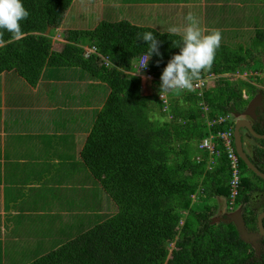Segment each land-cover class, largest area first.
Wrapping results in <instances>:
<instances>
[{"label": "trees", "instance_id": "obj_1", "mask_svg": "<svg viewBox=\"0 0 264 264\" xmlns=\"http://www.w3.org/2000/svg\"><path fill=\"white\" fill-rule=\"evenodd\" d=\"M78 1L84 11L101 6L100 0ZM197 1L204 5L202 0ZM75 2L24 0L30 16L21 22L23 37L15 40L11 38V33L0 32V74L14 70L30 85L37 86L45 68L76 66L111 86V93L83 149H79L70 132L64 133L61 137L64 144L60 142L55 147L57 153L54 158L71 161L63 170L61 167L65 164L52 161L48 171L43 172L44 182L48 183L50 177V187L32 188L34 207L48 210L49 205H53L52 201L54 206L79 203L97 212L96 223L75 236L69 234L66 240L53 241L55 246L51 244L52 250L28 263L19 256L15 264H264V252L261 257L254 253L251 244L240 239L233 223H210L217 204L207 201L221 196L229 198L233 190V173L228 169V158L223 149L219 148L222 155L212 170L208 169L207 153L203 152V157L200 155L202 160L199 162L197 157L202 151H198L196 161L188 152L190 143L199 149L210 129L219 131L222 128L220 125L208 127L201 102L210 108V119L216 117L219 111L236 112L250 107L248 104L255 96L257 86L247 80L232 81L224 75L245 72L252 66L264 72V27L256 28L252 41L234 42V50L227 45L228 42L221 41L225 44L216 50L211 68L200 76L202 78L209 73L221 75L214 87L197 86L195 80L192 89H184V93L177 89L165 92L167 97L172 98L170 110L174 119L162 122L161 118H157L166 115L161 98V75L171 56L179 52V48L172 45L173 41H180V35H171L168 31L125 19L103 18L92 29H66L65 45L62 51H55V31L65 23ZM169 2L176 4L181 1ZM255 3L256 7L264 9V0H256ZM190 6L185 8V17ZM195 10L193 15L199 20L202 9ZM236 14L233 8V15ZM236 21L237 18H233L228 26H239ZM182 23L183 30L188 23L184 20ZM48 27L51 30L46 34ZM146 31H154L161 41L163 57L153 55L149 61L147 66L154 76L153 92L143 95L141 76L130 72L146 52L147 42L138 40V36ZM84 44H96L98 51L107 55L109 61H104L97 54L87 59L81 46ZM254 79L260 82L259 75ZM244 91L250 98L244 96ZM154 114H158L157 117ZM258 132L263 133L261 128ZM179 139L183 141L180 144L183 147L177 149L174 144ZM258 140L263 147L252 148L248 155L264 172V139ZM33 148L34 152H38L35 146ZM80 153L95 176L96 185L93 187L86 186L84 177L87 171L79 160ZM240 165L241 189L236 203L243 205L245 226L257 232L258 215L264 210V179L248 168L241 158ZM17 167L19 165L15 164L14 168ZM31 167L27 162V168ZM65 170L71 172L63 178ZM53 171L59 172L62 177H54L51 175ZM30 179L31 176L28 181ZM56 184L59 185L53 187ZM92 188L101 190V202L95 199L84 202L85 197L92 194ZM64 192L73 193L68 202ZM81 192L85 195L78 201L74 199ZM196 193L202 199L200 208L195 206L192 197ZM8 201H0V209L2 204L8 209ZM115 209L118 210L115 215L102 220V212ZM183 210L188 214L184 215ZM27 215L30 216L27 213L15 217L23 220ZM44 224L49 234L68 235L62 233L66 230H54L49 222ZM170 241H175L173 258L168 256ZM7 243V259L3 262L14 264L11 263ZM253 256L254 260L251 259Z\"/></svg>", "mask_w": 264, "mask_h": 264}, {"label": "rangeland", "instance_id": "obj_2", "mask_svg": "<svg viewBox=\"0 0 264 264\" xmlns=\"http://www.w3.org/2000/svg\"><path fill=\"white\" fill-rule=\"evenodd\" d=\"M76 2L73 3V9L69 11L65 23L55 31V37L58 40L65 39L66 31L64 29H92L94 26H98V21L107 18L108 20H129L135 23H139L141 25H149L157 28L161 31H168L169 27L175 26L181 32L183 31L181 26L183 25L182 21L184 20L188 23L186 17L188 14H192L197 10L202 9L201 18H199V26L204 30L205 34H207L211 30H219L222 34L223 42H228L227 45L230 46L233 50L234 42H238L243 40L245 42H249L253 40V34L256 28L264 27V9L262 7H256V0H202L204 5L198 3L197 0H180V3L171 4L169 0H114L111 2L110 0H100L101 3L100 8L98 5V1L95 2L96 9H87L84 11L81 9L79 5V1L75 0ZM172 2H176L177 0H171ZM112 4V5H111ZM197 4L198 5L196 7ZM192 5V6H190ZM188 14L185 17L186 7ZM108 7V10L104 11ZM99 8V9H98ZM233 8L236 9V15H233ZM165 10H170V13H167ZM174 10V11H173ZM172 11V13H171ZM237 18V24L239 26L232 27L228 26L232 24V19ZM51 28V27H50ZM51 30V29H50ZM63 41V40H62ZM221 42V44H225ZM96 46V44H93ZM85 48H88L86 46ZM238 52V51H237ZM240 53V52H239ZM89 59V58H88ZM66 69V68H65ZM84 71L80 67L74 66L70 72V76L75 81H79L80 76H78L79 71ZM134 72H130L131 74H135L138 76L139 71V63L134 65ZM259 71V70H258ZM254 66L250 69L246 70L245 72H241L240 75L234 76L233 80L236 81L238 79H246L256 85L258 88L264 89V72H258ZM240 72V71H239ZM260 73V74H259ZM259 74L260 75V82L255 81L253 79V75ZM91 75V76H90ZM216 75L214 73H209L204 77L205 84H208L212 78H215ZM85 77L81 79L83 82H87L91 78V80H95V76L89 72V75H84ZM141 76V88L142 94H151L152 90V80L154 77L149 78L147 74L140 75ZM213 84L215 85V81ZM102 82V81H101ZM218 82V81H217ZM28 83V82H27ZM96 83V82H95ZM92 83L87 87L77 88V91H80L76 95L75 103L78 105H83L82 107L88 106L86 102L89 100V92L91 94L99 93L103 97H105L106 93L107 98L111 93V86L106 83L102 85H95ZM62 85L57 86L58 90L57 96L60 94V90H62ZM20 86H16L12 96L18 95L20 90ZM76 92V91H75ZM260 92V91H259ZM262 96L261 92L259 93ZM247 97V94H244ZM106 98V100H107ZM184 102H187L185 99H182ZM19 103H24V101L17 98ZM106 102V101H105ZM86 104V105H85ZM223 113L221 112V115ZM158 114H154V117H157ZM32 116V115H30ZM157 118H161L162 122H170V118L165 116H158ZM240 118L238 115L233 116L234 121H238ZM209 128H212L211 126ZM210 131V137L213 143H218L221 141V136L219 135L218 131H214L212 129ZM4 134L2 128H0V135ZM47 134L44 133H35L28 137H21V138H9L7 141L11 144H19L22 148V154L24 158V163L16 164L19 167L15 168L16 170L21 171H1L0 172V180L5 181L7 178L10 182L18 181L20 186H27V189L21 194L19 198L24 197L23 200V207L27 205V197L30 194L31 190L29 189L28 179L29 176H33L34 173L40 169V167L44 164L45 160L39 165L32 166L31 169L27 170V161L31 152H34V144L42 140V138H48ZM183 143L181 139L177 140L174 146L177 149L183 147L180 145ZM221 148V144L219 146ZM36 149V147H35ZM196 149V150H195ZM198 147L194 146V143H190L188 146L189 156L196 161V156L198 154ZM38 152L42 156V153L38 149ZM202 157H197V161H201ZM207 163L218 162L219 158H207ZM85 169L87 171V176L84 177L87 181V187H93L96 185L94 180L95 176L91 172V166H87L85 164ZM18 174L17 177H11ZM83 178V175H79ZM35 177L39 178V172L35 173ZM32 178V177H31ZM90 190V189H89ZM92 194L88 197H85L84 202H92L97 201L101 202L103 197L101 195V190L99 188H92L90 190ZM6 192V199L13 200L16 197L17 189L13 186L5 187ZM84 192L78 193L74 196V199H81L83 197ZM66 197V196H65ZM73 199L70 198V200ZM95 199V200H94ZM193 200L195 201V206L198 208L199 205L202 203V199L200 198V194L196 193L193 196ZM8 211L7 217H11L9 215V209H11V202L8 201ZM207 203L217 204L214 209V218L210 220V223L219 222V224H224L228 222H232L236 228L240 231L242 237L241 240L249 242L257 255L260 253L258 252L264 247V243H262V238H258L260 233L251 231L247 228L244 224L243 219V205L240 206L241 208L237 209L235 212L230 213L225 205V199L221 197H217L207 201ZM59 204V202H58ZM63 206V207H62ZM203 207V206H202ZM116 210V209H115ZM115 210H108L102 212V220L109 218L112 215L116 214ZM203 210V209H201ZM29 215L25 217L23 220L15 221L17 224V228L13 235H9L8 229L6 228L7 219L2 217L0 219V264H8L3 262L4 259L6 260V248L9 242V251H11V263H16L17 258L19 256L23 257L25 262H30L37 257H40L42 254L48 253L52 250L51 244L54 245L53 241H62L66 240V237H69V234L76 235L80 231L87 230L96 223V215L97 212L92 211L88 207H83L79 203H74L73 205H58V206H51L49 205L48 210H44L39 212V209L31 207L29 210ZM109 215V216H107ZM49 222V225L53 227L54 230H66L68 235H53L49 234L48 227L44 221V219ZM239 224H243L241 229L239 228ZM50 229V228H49ZM52 232V231H51ZM7 243V244H6ZM58 245V244H57ZM175 245V241H173L170 246V253L169 258H173V247ZM55 246V245H54ZM254 260V256L251 258Z\"/></svg>", "mask_w": 264, "mask_h": 264}, {"label": "crops", "instance_id": "obj_3", "mask_svg": "<svg viewBox=\"0 0 264 264\" xmlns=\"http://www.w3.org/2000/svg\"><path fill=\"white\" fill-rule=\"evenodd\" d=\"M167 13H170V10H168ZM64 30L66 31V29ZM65 42V39L58 40L54 36L53 49L58 52L62 51ZM73 67L74 66L45 68L37 86H32L27 83V81L14 70L0 74V128L4 131V134L0 135V172L8 170L21 171L16 170L14 165L24 163L21 146L17 143H9L7 141L9 138L28 137L35 133H44L48 136V138H42L41 141L34 144V146L40 150L42 156L39 152H31L27 161L30 165L35 166L39 165L42 160H45L40 169L35 172H39V178H36L34 173L33 176L31 175L32 178L28 181L31 192L30 196L28 195L27 197L26 207H23L24 197L19 198V195L24 192V188H27V186L17 185L18 183L10 182L8 178L5 181L0 180V188H2L0 189L1 202H6L5 187L13 186L17 189L16 197L13 200H9L12 207L9 209V215L11 217L8 219V209H6L4 204H2L0 209V219H2V217L7 219L6 228L8 229L9 235L15 233L17 228L15 221L20 220L15 216L29 213L31 207L36 208L32 201V188L50 187V177L48 178V183L43 181V172L48 171V165L52 161H60L65 164L61 167L63 170L71 161L70 159L66 160V158L60 160L54 158L55 153H57L55 147H58L60 142L64 144L61 139L62 135L70 132L71 135H73L74 142L79 149H81L84 140H86L95 124L100 109H102L105 104L107 93L105 97H103L99 93L91 94L90 92L88 95L89 100L86 102L88 106L82 107L83 105L75 103V97L80 92L77 91V88L87 87L95 82V85L106 83L96 78L95 80H91L90 77H88L89 79L87 82L81 81V79L85 77L84 75H89V73L81 70L78 73V76H80L78 77L79 81H75L71 78L70 72L68 71ZM56 85L63 86L59 96H57L58 90ZM16 86H20L21 89L18 90L19 94L17 96H12ZM17 98L24 101V103H19ZM70 172L71 171L65 170L63 178L67 177ZM51 175L57 178L62 177L59 175V172L57 173L56 171L51 172ZM17 176L18 174L11 177ZM73 176L74 175H72L69 180H71ZM57 185L59 184L53 187ZM70 195H73V193L64 192L63 196H66V202H68L67 199ZM52 203H54V201H52ZM42 211L43 209H39V212ZM43 219L47 222L45 218Z\"/></svg>", "mask_w": 264, "mask_h": 264}, {"label": "clouds", "instance_id": "obj_4", "mask_svg": "<svg viewBox=\"0 0 264 264\" xmlns=\"http://www.w3.org/2000/svg\"><path fill=\"white\" fill-rule=\"evenodd\" d=\"M29 16H30V12L24 6V0H0V32L6 31L8 33H11L12 39L19 40L23 37L24 32L22 30V23L21 22L26 21ZM186 19L188 21V24L183 29L182 32L179 29H177L175 26L169 27L168 32H167L171 35H177V34L180 35V41L179 42L173 41V45H172L173 47L179 48V52L173 54L171 56L170 60L168 61L166 67L164 68V70L162 72L161 84H160L161 92H163L161 94V98H163V100L167 99L166 103L163 101L164 105H165L164 106V112L170 118L171 121L174 119V115L171 113V110H170V105H171L170 102H171L172 98L170 99V97H167L165 92H167L169 90L177 89V90H180L182 93H184V89H189V90L192 89L193 82L195 80H197V82H198L200 79H204V77L200 78L201 73L203 71H206L207 69L211 68L213 61L215 59L216 50L220 47L221 40H222V34L219 30H211L207 34H205L204 30L199 26V21L191 13L188 14ZM138 40H143V41L147 42L146 52L144 53V55L142 56V58L139 61L140 68L147 67V65H148L149 61L151 60V58L153 57V55L160 56L161 58L163 57V53L160 51L161 41L158 39V37L154 31L144 32L142 35L138 36ZM92 45L93 44L81 45L84 49L83 55H84V52L86 49L85 47L86 46H92ZM94 54L99 55L102 59H104V61H105L106 57L108 58L107 55H104V54L100 53L99 51L97 53H94ZM90 57H88V58H90ZM108 61H109V58H108ZM140 68H139V71L137 72L138 76L144 75V74L146 75L147 72H145L144 70L143 71L140 70ZM131 72H134V70H132ZM258 72H260V71H258ZM240 74H241V72L238 71L235 73H227L224 76H226V77L232 79V81H234L233 77L240 75ZM259 74H255V75H253V77L258 76ZM151 75H152V73H151ZM147 76H148V74H147ZM220 76L221 75H216L215 78H212V80L215 81V85L217 84V81L219 80ZM241 79H238V80H241ZM212 80H210V82L208 84H204L203 86L208 88V89L211 87H214L215 85L213 84ZM238 80H236V81H238ZM242 80H246V79H242ZM245 93H246V91H244V94ZM200 105L204 111L203 115L205 117V120H206L208 127L211 126V122L223 118L224 120L222 123H219V124L216 123V124L212 125L211 127H214L216 125L222 126V128L219 131H223V130L231 127L232 133H233L234 125L236 123V121L233 120V116L235 115L233 112H227V113L222 112L223 114L221 115V111H219L218 115L216 117H214L213 119H210L208 117L210 108L204 102H201ZM101 110L102 109H100L99 113L101 112ZM99 113H98V115H99ZM98 115L96 117V120L98 118ZM96 120H95V123H96ZM94 126H95V124H94ZM94 126H93L92 130L94 129ZM206 137H210V134L207 135ZM234 137H235V134H233V138ZM85 142H86V140H84L82 149L84 147ZM200 145H199V150L202 151V153L199 154L198 157H201V156L203 157V155H202L203 152L207 153V154H208V152L201 149ZM224 152H226V150ZM236 153L238 154L237 151H236ZM238 156H239L238 184L235 185V183H234V179H235L234 174H233V180H232L233 190H236V191H238V189L240 187V180H241V177H240V169H241L240 158L241 157L239 154H238ZM79 160L81 161L82 165H85L84 161H86V163H87L86 158L83 157L81 153L79 155ZM227 161H228V159H227ZM208 169L212 170V169H214V167L209 168V165H208ZM228 169H230L232 171V168H231L229 161H228ZM233 190H232V192H233ZM193 196H194V194H193ZM223 198L226 201L227 200L229 201V198H227V197L226 198L223 197ZM236 199H237V195L235 197L234 207L236 205H238L236 203ZM229 206H230V201H229ZM233 208H230V209H233ZM240 208L241 207H239V209ZM115 211H116V213L118 212V210H115ZM183 213H184V215L188 214V212L184 211V210H183ZM146 219H148V216ZM184 220L185 219H183L181 221V224L184 223ZM238 232L240 234V239H241L242 238L241 233L239 230H238ZM142 235H143V233H141V235L139 237L140 239L142 238ZM171 243H172V241H170V244ZM261 255L262 254H259L258 256L261 257Z\"/></svg>", "mask_w": 264, "mask_h": 264}, {"label": "flooded vegetation", "instance_id": "obj_5", "mask_svg": "<svg viewBox=\"0 0 264 264\" xmlns=\"http://www.w3.org/2000/svg\"><path fill=\"white\" fill-rule=\"evenodd\" d=\"M255 91H256L255 96L253 97L252 101L248 104L250 107L246 106V109L236 110V112H233V113L239 116L240 119L238 121H240V120L249 121L251 123L253 129L256 132H258V128H261L263 133H260V134H264V89H261V88L257 87V90H255ZM259 91L261 92L262 96L259 95V93H260ZM246 98H250L249 94H247ZM237 123L238 122L236 121V123L234 125V130H233V134H235V137H236V127H237L236 125H237ZM240 133L242 135V142L244 143V149H245V152L247 154L249 153L250 150H252V148L254 149L256 146L263 147V143H261L258 140V139H261V138L255 137V135L246 126L240 128ZM235 137L233 138V146H234L235 150L237 151L236 143H235L236 142ZM240 189H241V180H240V187L238 189L237 197L240 194ZM259 200L261 202H263V200L261 198H259ZM260 201H258L257 203H261ZM225 205H226V208L228 210H230L229 211L230 213L235 212L240 206H242L241 204H239V205H236L233 209H230L231 207L229 206V201L228 200L227 201L225 200ZM260 207H262V205ZM254 211H257V210H254ZM243 214H244V212H243ZM212 218H214V216ZM243 218H244V216H243ZM262 243H264V239L263 238H262ZM258 252L260 254H262L264 252V247L261 250H259ZM254 253H256L255 250H254Z\"/></svg>", "mask_w": 264, "mask_h": 264}, {"label": "built area", "instance_id": "obj_6", "mask_svg": "<svg viewBox=\"0 0 264 264\" xmlns=\"http://www.w3.org/2000/svg\"><path fill=\"white\" fill-rule=\"evenodd\" d=\"M98 49L97 46L92 45V46H88V48L85 49L84 52V56L85 57H90L92 54L97 53ZM105 61H108V58H105ZM139 68H140V64H139ZM140 70H144L145 72H147L148 76L150 78H152L153 76L150 73V68L149 66L145 67V68H140ZM205 84L204 79H200L196 85L197 86H203ZM164 102H167V99L164 100ZM223 118L215 120L213 122H211V126L216 124V123H222L223 122ZM219 135L221 136V141H219L218 143H213L211 140V137H206L202 144L200 145L201 149L205 150L208 152V154L210 155L209 158H220L222 155L221 150L219 149L220 144H221V148L226 152H224V154L226 153L228 161L230 162L231 168H232V172L234 174V183L235 185L238 184V173H239V156L236 153L234 147H233V133H232V128H227L223 131H218ZM218 162H213V163H209V168H213ZM238 191L233 190L231 197L229 198L230 201V207L233 208L234 204H235V197L237 195Z\"/></svg>", "mask_w": 264, "mask_h": 264}, {"label": "water", "instance_id": "obj_7", "mask_svg": "<svg viewBox=\"0 0 264 264\" xmlns=\"http://www.w3.org/2000/svg\"><path fill=\"white\" fill-rule=\"evenodd\" d=\"M50 27H48L46 34L50 33ZM236 148H237V152L240 155L241 159L247 164V166L253 171L255 172L259 177H261L262 179H264V172L261 171L249 158L248 154L245 152L244 149V143L242 142V135L240 133V128L241 127H247L248 129H250V131L255 135V137L257 138H261L264 139V134H260L258 132H256L251 123L249 121L246 120H240L238 121L237 125H236ZM231 223V222H228ZM245 224V221H244ZM258 224H259V231L258 233H260V236L258 238H264V211H262L259 216H258ZM243 225V224H242ZM241 224H239V228L241 229L242 227ZM242 236V235H241ZM243 238V237H242ZM244 239V238H243Z\"/></svg>", "mask_w": 264, "mask_h": 264}]
</instances>
